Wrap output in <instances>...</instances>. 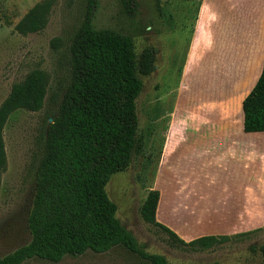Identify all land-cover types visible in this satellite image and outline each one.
<instances>
[{"label": "rangeland", "instance_id": "374dc122", "mask_svg": "<svg viewBox=\"0 0 264 264\" xmlns=\"http://www.w3.org/2000/svg\"><path fill=\"white\" fill-rule=\"evenodd\" d=\"M38 1L40 0H0V104L9 93L11 85L22 80L31 70H43L49 77L47 94L41 109L34 112L16 110L9 115L3 127L6 162L4 170L0 173V255L29 240L26 218L34 188L31 162L39 151L37 130L43 116L53 111L59 102V97L56 103L51 102L50 97L56 90L57 59L59 51L64 48L80 18L82 9L81 0H55L42 30L27 34L16 32L15 24ZM200 2L201 0H134L131 11H127L119 0H98L92 18L93 26L111 28L128 34L133 38L136 53L151 48L154 56V68L149 75L141 76L143 88L136 100L137 136L142 148L133 154L131 163L125 170L110 176L105 190L109 199L116 205V216L144 245L145 250L163 255L171 264L201 262L264 264L259 252V246L264 244V133L253 134L247 139L251 144L248 164L251 171H254L253 179L247 174L228 172L222 177L225 190L221 195L224 204L221 205L220 211L224 212L226 209L233 211V205L230 203L234 202L232 195L235 181L239 179L240 184L246 183V200L254 201L253 205L258 214L254 212V208L245 205L241 219L237 221H234L235 218L233 220L235 214L216 215L218 218L212 213L200 217L195 215L197 218L195 217L194 221L198 219L199 224L196 226H200L198 231H210V234L205 236L220 237L210 247L192 249L178 243L170 245L167 242L169 240L167 234L143 221L139 214L140 205L148 190L155 189L159 197L162 194L157 217L171 226L164 218L170 203L186 199L185 196L181 197L179 192L169 196L171 188L169 175L184 180L186 168L192 162L191 157H186L185 153L178 155L176 152L171 153V134L165 144L162 160L170 163L173 170L171 169L170 174L161 172L158 176V168L168 128L167 113L173 105L181 83L186 33L191 27L192 20H195ZM229 2L234 7L235 16L242 19V32L237 38L240 43L238 48L247 52V55L242 54L241 57L232 54L223 64L224 73L227 72L228 64L236 65L242 73L230 86L228 95H236L241 82L244 81L239 95L221 107L223 113L232 112V118L235 120L232 128L236 131L240 114L239 102L259 72L260 59L264 51V0ZM254 13L255 16L250 19ZM244 18L245 27L242 26ZM53 38L60 39L58 47L51 46ZM239 68L235 69V72ZM187 78L191 79V74H188ZM256 152L260 157L254 170L252 156ZM212 173L218 177L216 171ZM215 191L219 193L217 188L209 191V201H218L220 198ZM253 213L256 216H253ZM247 219L249 220L247 228L235 231L240 222L244 227ZM22 264L150 263L124 247L116 246L103 253L86 251L81 255H67L58 262L31 258Z\"/></svg>", "mask_w": 264, "mask_h": 264}, {"label": "trees", "instance_id": "16d2710c", "mask_svg": "<svg viewBox=\"0 0 264 264\" xmlns=\"http://www.w3.org/2000/svg\"><path fill=\"white\" fill-rule=\"evenodd\" d=\"M131 11L134 0H119ZM55 0H40L14 26L20 34L38 32L47 23ZM82 9L57 59L55 109L42 118L37 130L38 154L32 163L34 188L26 218L29 240L0 255V264H22L31 258L58 262L86 251L107 252L122 246L150 264H171L163 255L149 253L116 216V205L105 190L110 176L125 170L142 148L137 136L136 100L141 76L154 68L153 49L136 53L132 36L92 23L98 0H81ZM59 38L51 40L58 47ZM49 84L40 69L11 85L0 104V173L5 167L2 131L16 110L41 109ZM243 130L264 131V57L254 86L242 100ZM51 118V120H49ZM159 193L148 190L139 214L143 221L167 234L170 245L210 247L217 236L184 241L155 219ZM264 262V244L259 246ZM191 264H219L201 262Z\"/></svg>", "mask_w": 264, "mask_h": 264}, {"label": "crops", "instance_id": "0c3cea01", "mask_svg": "<svg viewBox=\"0 0 264 264\" xmlns=\"http://www.w3.org/2000/svg\"><path fill=\"white\" fill-rule=\"evenodd\" d=\"M254 16L255 13L250 19ZM241 21L242 19L235 16L234 7L229 0H201L195 20H192L191 27L186 33L181 83L173 105L167 113L168 128L158 168V176L161 172L170 174L171 169L173 170L170 163L162 160L165 144L171 134V153L176 152V155L185 153L186 157H191L192 162L186 168L184 180L177 176L174 177L172 174L169 175L168 181L171 186L169 196L179 192V195L185 196L186 199L170 203L164 218L169 221L171 226L157 217L162 194L158 198L155 209V219L172 230L182 240L189 241L210 234V231H198L200 226L197 227L198 219L194 221L195 215L200 217L212 213L215 218H218L220 215L235 214L233 220L235 218L234 221H237L241 219L245 205L251 209L254 208V201L246 200V183L240 184L239 179H236L232 195L234 202L230 203L233 205V211L228 209L224 212L220 211L221 205L224 204L221 195L225 190L222 177L225 172H228L238 175L247 174L250 179L251 177L253 179L254 171H251L248 164L251 144L247 139L253 134L264 133V131L245 132L243 130L241 107L242 100L260 75L264 51L260 59L259 72L239 102L240 114L236 131L232 128V124L235 122L232 112H221V107L239 95L244 82H241L236 95H228L230 86L235 82V79L241 77L242 73L239 67L230 64L227 66V72L224 73L223 64L232 54L239 57L242 54L247 55L246 51H241V48H238L240 43L237 38L242 32ZM242 26H246L245 18ZM238 63L240 64V60ZM237 68L239 70L235 72ZM188 74H191V79L187 78ZM259 157L257 152L252 156L254 170L257 168ZM215 171L218 177L212 173ZM158 181L160 187L159 178ZM253 185L256 192L254 180ZM215 188H217L219 193L215 192L220 198L218 201L213 200L212 202L209 201L208 195L209 191H214ZM202 207L205 208L202 209ZM255 213L253 216H256ZM248 221L247 219L244 227L240 222L235 231L247 228Z\"/></svg>", "mask_w": 264, "mask_h": 264}, {"label": "water", "instance_id": "95a60500", "mask_svg": "<svg viewBox=\"0 0 264 264\" xmlns=\"http://www.w3.org/2000/svg\"><path fill=\"white\" fill-rule=\"evenodd\" d=\"M49 120H51V118H49Z\"/></svg>", "mask_w": 264, "mask_h": 264}]
</instances>
